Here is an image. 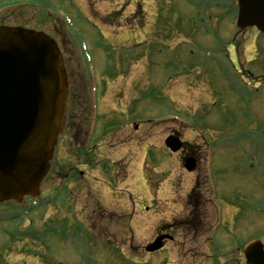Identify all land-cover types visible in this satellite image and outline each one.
Listing matches in <instances>:
<instances>
[{"label": "rangeland", "instance_id": "374dc122", "mask_svg": "<svg viewBox=\"0 0 264 264\" xmlns=\"http://www.w3.org/2000/svg\"><path fill=\"white\" fill-rule=\"evenodd\" d=\"M8 2L18 0H0V7ZM218 2L222 8L206 2L214 13L203 14L180 0H47L70 33L54 15L45 16L37 0L0 8V24L56 40L73 100L84 96L85 108L98 100L97 126L108 130L104 146L92 138L84 149V120L68 118L79 123L80 134L71 137L78 127H68L60 137L53 171L36 197L42 209L29 216L35 224L47 220L37 225L44 232L31 229L46 242L7 236L14 220L0 219V264H94L95 257V264H146L148 257L156 264H210L196 253H242L248 241L264 243V36L247 28L234 39L236 0ZM97 109L94 104L92 118ZM118 123L123 126L115 134L111 126ZM172 132L185 141L182 155L197 159L194 172H184L180 153L163 147ZM86 157L88 165L81 166ZM75 162L85 176L54 192ZM195 183L197 208L195 197L187 201ZM209 198L218 216L223 208L213 235L223 247L208 238ZM26 201L0 203V216L21 213ZM51 223L58 229L47 227ZM161 232L174 240L148 256L144 247Z\"/></svg>", "mask_w": 264, "mask_h": 264}, {"label": "water", "instance_id": "95a60500", "mask_svg": "<svg viewBox=\"0 0 264 264\" xmlns=\"http://www.w3.org/2000/svg\"><path fill=\"white\" fill-rule=\"evenodd\" d=\"M237 25L264 31V0H238ZM55 43L44 33L21 27L0 26V200L34 195L44 175L61 128L66 87ZM165 145L176 152L182 146L175 136ZM191 171L195 160L187 158ZM159 237L147 247L162 246ZM255 264H264L258 242L245 248Z\"/></svg>", "mask_w": 264, "mask_h": 264}, {"label": "flooded vegetation", "instance_id": "af4514ba", "mask_svg": "<svg viewBox=\"0 0 264 264\" xmlns=\"http://www.w3.org/2000/svg\"><path fill=\"white\" fill-rule=\"evenodd\" d=\"M69 108L67 111L66 118L74 119V114H78L79 116H82V113L85 115L86 111L84 110L83 103L71 101V98L69 99ZM85 120V119H84ZM67 121V120H66ZM70 126L72 127H78L75 135L78 134L80 131V127L78 124H74L70 122ZM192 254V253H190ZM235 253H196V257H199L200 259L207 260L210 264H243V255L238 253L237 255H241L237 259L234 256ZM245 262V260H244ZM245 264V263H244Z\"/></svg>", "mask_w": 264, "mask_h": 264}, {"label": "trees", "instance_id": "16d2710c", "mask_svg": "<svg viewBox=\"0 0 264 264\" xmlns=\"http://www.w3.org/2000/svg\"><path fill=\"white\" fill-rule=\"evenodd\" d=\"M192 194H195V192H193ZM190 196H191V194H190Z\"/></svg>", "mask_w": 264, "mask_h": 264}]
</instances>
